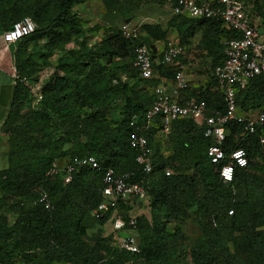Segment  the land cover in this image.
<instances>
[{"label":"trees","instance_id":"16d2710c","mask_svg":"<svg viewBox=\"0 0 264 264\" xmlns=\"http://www.w3.org/2000/svg\"><path fill=\"white\" fill-rule=\"evenodd\" d=\"M87 1L0 0L2 31L25 17L37 24L33 32L9 43L16 44L18 77L3 122L9 165L0 170V264H128L139 258L142 264H264L260 134L229 124L222 147L227 154L244 147L248 165L237 167L233 180L224 182L219 166L207 156L211 141L204 136L203 122L190 117L175 120L168 155L153 145L160 130L154 125L148 131L153 170L143 173L129 142L131 118L142 119L154 100L152 88L162 78L172 79L175 69L158 62L155 77H141L133 66L134 46L145 42L155 49V45L142 36L126 38L120 28L109 27L100 40L89 43L88 33L96 27L86 28L75 9ZM111 1L104 0L109 7ZM152 1L167 0H135V7ZM256 8L264 12V3L257 1ZM174 16L180 23V41L202 27L201 43L222 50L221 63L222 39L235 33L218 19ZM71 42L75 47L67 48ZM56 50L63 54L42 84V99L37 107L24 110L32 97L24 78L36 81L40 71L35 52L42 51L39 59L47 64L46 56ZM263 93L262 79H255L238 94L239 104L246 110L258 108ZM198 95L207 100L209 109L224 108L217 89L207 88ZM88 155H95L101 168L79 166L70 182L61 175H47L54 162L64 166ZM106 167L134 172L133 180H143L148 189L149 215L136 216L137 227L131 228L138 237L139 253L113 246L107 237L94 243L85 238L90 229L108 220L107 215L97 218L92 213L102 200ZM166 169L172 173L167 175ZM43 191L49 195V208L39 201ZM136 200L120 201L127 219ZM187 218H193L201 230L193 241L180 225ZM186 241L187 248L181 249Z\"/></svg>","mask_w":264,"mask_h":264},{"label":"built area","instance_id":"2783aa9c","mask_svg":"<svg viewBox=\"0 0 264 264\" xmlns=\"http://www.w3.org/2000/svg\"><path fill=\"white\" fill-rule=\"evenodd\" d=\"M257 1L264 3V0H176L172 5L173 15L218 19L226 29L235 33L234 36L224 37V58L214 69L217 82L215 89L222 95L224 108L209 109L207 100L199 95L183 98V94L191 88V82L186 65L181 61L186 46L179 39L170 38L164 43L161 52L155 51L145 42L135 44L133 66L141 77H155V64L158 62L172 65L175 69L172 79L162 78L152 88L154 100L142 119L137 115L131 118L129 142L136 149V161L146 175L153 170L148 131L157 123L162 132H169L172 123L181 118L190 117L203 122L204 136L211 141L207 156L213 164L219 166L218 171L224 182L233 180L237 167L248 165V153L244 147L233 148L228 154L222 147L230 129L229 124H240L245 133H259L260 141L264 142V93L258 108L246 110L238 101L240 91L247 89L255 79H262L264 86V12L256 8ZM36 27L37 24L31 17H25L13 22L0 35L9 44L33 32ZM121 30L126 38L139 37L129 23L124 24ZM14 75L18 77L16 68ZM24 80L27 84L30 81L26 78ZM36 99H42L41 92L36 94ZM79 166L101 168L98 158L88 155L64 166L54 162L47 175H61L64 182H70ZM165 173L169 175L172 170L166 169ZM133 175L134 172L118 173L114 168L106 167L102 178V200L92 210L97 218L107 215L111 219L114 216L111 220L117 231L127 226L133 230L137 227L135 217L126 218L120 208V201L129 197L143 199L148 194L143 180H133ZM39 201L46 208L51 207L46 191L41 193ZM232 212L233 210L229 211L230 214ZM119 241V248L131 253L140 252L138 237L134 232L121 236ZM128 264H142V260L139 258Z\"/></svg>","mask_w":264,"mask_h":264},{"label":"rangeland","instance_id":"374dc122","mask_svg":"<svg viewBox=\"0 0 264 264\" xmlns=\"http://www.w3.org/2000/svg\"><path fill=\"white\" fill-rule=\"evenodd\" d=\"M172 1L167 0L164 3H158L152 1L149 3L141 4L135 7V0H112L110 2L111 7L107 6L104 0H89L83 4L75 6V9L79 13L82 19L83 25L88 28L95 26L96 29L88 33L87 40L93 44L100 40L102 36L107 32L109 27L122 28L124 24L129 23L130 26L138 33L139 36L146 38L149 43L154 45L164 44L170 38L181 40L179 34L178 18L172 14ZM177 23V25H176ZM184 31V27H182ZM2 30L0 29V34ZM203 28L198 27L192 36H187V41L183 44L186 46V52L183 56L185 64L188 65L187 72L191 76V82L195 84H207V88H215L214 83V69L218 65L222 50L218 51L216 48L210 49L205 47L202 43ZM224 39V37H223ZM222 39V40H223ZM223 43V42H222ZM73 42L67 45V48H74ZM16 44H7L3 41L0 35V82H7L6 84H13L15 72V54ZM41 52H35V57L39 60L40 71L38 72V80L29 81L31 89V101L24 108L37 107L39 101L36 99V94L41 92L43 82L53 72L54 66L61 51H54L49 53L47 57V64L39 59ZM7 107L0 108V170L7 168L8 161V140L6 134L3 132V122L6 114L9 110ZM159 127V123L156 124ZM171 131V130H170ZM169 132H162L158 130L154 139V146H158L161 151L168 155L172 151V145L169 138ZM153 148V147H152ZM147 197L143 199H137L131 203L129 209V215L136 217L142 214L149 215V204L146 201ZM114 216L111 217L113 219ZM108 219L103 226H96L90 229L85 237L89 243H94L100 236L109 238L113 246H119V239L121 236L128 233H133L130 228L114 230L113 220ZM186 229L190 241L196 239L201 230L193 218H187L180 224ZM173 228V225L170 227ZM189 242L181 243V249L187 248ZM54 264H72L70 262H55Z\"/></svg>","mask_w":264,"mask_h":264},{"label":"crops","instance_id":"0c3cea01","mask_svg":"<svg viewBox=\"0 0 264 264\" xmlns=\"http://www.w3.org/2000/svg\"><path fill=\"white\" fill-rule=\"evenodd\" d=\"M223 42V40H222ZM164 44H159V45H155V51L157 50V52H161V49L163 48ZM185 57V56H184ZM181 61L184 62L183 60V57L181 58ZM185 63V62H184ZM186 65V72L188 70V65ZM187 75L190 79V82L192 81L191 80V76L189 75V73L187 72ZM7 82H0V108L1 107H7L6 104H8V107H9V104L11 102V97H12V92H13V84H6ZM207 84H195L193 82H191V88L186 91L184 94H183V98H188L190 96H193V95H198L200 94L202 91L206 90L207 89ZM216 88V86H215ZM215 88H211V89H215Z\"/></svg>","mask_w":264,"mask_h":264}]
</instances>
